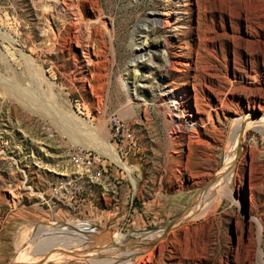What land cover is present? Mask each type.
Returning <instances> with one entry per match:
<instances>
[{
    "label": "rangeland",
    "instance_id": "obj_1",
    "mask_svg": "<svg viewBox=\"0 0 264 264\" xmlns=\"http://www.w3.org/2000/svg\"><path fill=\"white\" fill-rule=\"evenodd\" d=\"M153 12H170L171 22L148 34L159 51L141 60L130 45L141 44L140 20ZM126 87L138 96L129 100ZM165 91L189 102L184 118L196 131L180 136ZM255 100L264 111V0H0V233L25 224L22 244L0 264H103L93 260L97 246L122 234L126 252L157 243L150 264H264V132L252 131L255 144L243 140L225 173L234 124ZM70 113L95 131L106 124L136 190L101 155L105 172L84 189L79 211L51 198L74 148L97 153L81 132L64 130L59 120L70 127ZM112 115L133 130L130 144L111 137ZM204 186L200 212L188 219ZM49 228L57 233L45 235L69 248L34 261L29 248L51 241L35 234ZM77 255L86 259H62Z\"/></svg>",
    "mask_w": 264,
    "mask_h": 264
},
{
    "label": "bare ground",
    "instance_id": "obj_2",
    "mask_svg": "<svg viewBox=\"0 0 264 264\" xmlns=\"http://www.w3.org/2000/svg\"><path fill=\"white\" fill-rule=\"evenodd\" d=\"M169 15H170V12L165 13V15L163 14L162 17H160V16H157V14L155 12H153V13L149 14L146 18H143V19L140 20V26H139L140 29H139L138 32H140V35H141V38H140L141 44H133V43H131L130 46L131 47L133 46V47L137 48V51H138V53L140 55L139 58L141 60H143L145 58V56L146 57H150V55L153 52H158L159 51L156 47L148 45V34L151 33V32L158 31L159 28H164L166 26H170V22L171 21L169 19ZM13 46H14V44H13ZM17 49L21 53L23 58H25L27 60L31 59L30 56H26L23 53L21 48H17ZM8 52H11V51L8 50ZM15 53H16V51H15ZM164 58H165L166 62L171 66L172 62L168 58V55L164 54ZM3 61L6 64L7 68L10 67L9 66V62H8V58L6 56L3 57ZM132 63H134V65L137 64L136 61H133ZM33 66H35V65H33ZM126 90H127V95H128L129 100L134 99L133 98V93L136 94V96H138V93H137L136 89H134V92H132V91H130L129 87H126ZM165 94H166V97H167L166 100H167L168 105L172 107L170 109L172 111H170V112L176 113L177 116H178V119L175 120V121H177V123L182 124L181 125V130H183V132L180 130L181 133H182V134H180V136L181 137H183L184 135L188 136L190 133H192L191 131H194L195 128L198 126L197 122L195 123V122H193V120H188V119L184 118L185 112H188L189 109H190L189 102L187 100L183 99V97L179 96L178 93H171V92L165 91ZM225 103H224V105H226ZM67 115H69V114H67ZM64 119H65V117H64ZM172 120H173V123L176 124V122L174 121L173 118H172ZM59 121L64 124V127H65L64 130L67 129V131H68V129H69L72 132L73 131L74 132H76V131L81 132L83 137L86 136V138H87L88 147L91 146L93 149H95V151L99 155H102V156H105L106 158H108L115 165L121 167L128 174V176L131 177L133 170L129 166V164L121 157V155L118 152L117 147L115 145L111 144V142L109 140V133H108V130H107L106 126H105L106 124L102 125V129L101 130L99 129L100 131L99 130L95 131V129L93 127L89 126L84 121H81L80 118L71 115V113H70V116H68V121H70L69 123H71L70 127H67V125H65L64 121L62 120V118ZM68 121H66V122L68 123ZM210 126L211 125H209L207 127V129ZM61 127H63V126H61ZM209 130H210V128H209ZM185 131H187L188 133L187 134H183ZM252 131L264 132V111L262 110L260 100H255L252 104L249 103L248 106L245 109V112L242 113L239 116V118L237 119V121L234 124L233 132L231 133V137H230V140H229V143H228V148H227V150H228V166H227V168L225 170V173L227 175L231 176L230 174L233 171L232 170L233 164L237 161L238 157L242 153V149H243L242 142H243V140L247 139V142L250 143V144H255L256 143L255 138L253 136H251L252 135ZM191 136H193V134ZM55 173L59 174V172H55ZM221 177H223V175H221ZM213 180H214V178L212 179L211 182H209V184L212 183ZM132 181L135 184V181L133 180V178H132ZM205 187L206 186L200 188L197 191V194L193 198V200L191 201L188 209H186V211L184 212L183 215H185L190 209L193 208L192 210H190V212L187 215L188 219H193L194 215L199 214L200 206L203 204V202H204V200L206 198V195H207L206 193H203ZM11 194H12V196L14 195L12 192H11ZM196 217H194V218H196ZM175 222L173 223V225L175 224ZM173 225L171 227H173ZM55 229L59 230L57 228H55ZM60 232H62V231H60ZM47 233L54 235L57 232L55 230H53V228H49V229H47V231L44 234L40 235L39 232H37L35 234V238H44L46 236L45 234H47ZM62 234H65V235L69 236V232H62ZM49 237L50 236H46L45 238L47 239ZM103 237H105V236H102L101 238H103ZM52 238H54V239H52ZM52 238L48 239V240H51V241H50L49 244L46 245V248L34 249L35 251H30L33 248H29V251H28L29 253H27V254H29L31 256V255L36 253V259H34V261H41V260H45L43 258H46V257H55V256L58 257V256H60L62 254L63 250L69 248L68 246L70 244H67V242L66 243L61 242L60 237H52ZM95 238H94V240H95ZM101 238H99L98 241H102ZM46 239H42L43 240L42 242L47 241ZM67 240H69V239H67ZM77 240L79 241V243L81 245H83L84 247L85 246L87 247V245H85L82 242L81 238H80V240L79 239H77ZM109 240L111 242H109L107 244H102V245L98 244L99 246H97V247H98V250H101V254H96L95 255V258L93 259V260H95V262L96 261L100 262V263L104 262L103 264H115V263L123 262L122 264H130V262L133 261V260H141V262H142L147 257L145 263L144 262H142V263L150 264L151 263L150 261L152 259L151 258V254H152V252H155V250L158 247L157 243H155L152 246H150L147 250H145V249L140 250V249H137L135 247L128 246V248H130L132 250H130L129 252H126L127 248L125 246L127 245V243L131 242L130 240L127 241L128 240L127 236H124L123 234L122 235H117L115 238L109 239ZM36 241H41V240H36ZM160 244H163V242L160 243ZM164 245H165V243H164ZM108 249H110V250L112 249L113 252H106ZM119 251H122V253L121 254L119 253L118 258L116 260L112 261L111 259L115 255H118L117 253ZM170 252H172V251H170ZM112 255H114V256H112ZM239 255H241V257H242V252ZM33 256H35V255H33ZM259 257L262 259L263 258V253H261ZM25 258L26 257L17 258L16 264H18V262H20L21 260H25L26 261ZM73 258H75V260H77V261H80L82 259H86L85 256L83 257V255H77V256H72V257H64L62 259L68 260V259H73ZM106 260H109V261H106ZM127 261H129V262H127ZM249 261H250V259H249ZM29 263H31V262H29Z\"/></svg>",
    "mask_w": 264,
    "mask_h": 264
},
{
    "label": "built area",
    "instance_id": "obj_3",
    "mask_svg": "<svg viewBox=\"0 0 264 264\" xmlns=\"http://www.w3.org/2000/svg\"><path fill=\"white\" fill-rule=\"evenodd\" d=\"M111 137L124 145L134 140V132L128 123L112 115L108 119ZM104 158L84 148H74L69 153L68 169L59 174L50 183V195L63 209L77 212L80 209L84 189L99 185L105 172Z\"/></svg>",
    "mask_w": 264,
    "mask_h": 264
},
{
    "label": "crops",
    "instance_id": "obj_4",
    "mask_svg": "<svg viewBox=\"0 0 264 264\" xmlns=\"http://www.w3.org/2000/svg\"><path fill=\"white\" fill-rule=\"evenodd\" d=\"M129 180L133 185V189H137V185L132 182V175L131 177L127 175ZM24 216V215H23ZM28 220V217H12L11 220ZM20 227L18 229H13L7 233H0V261H4L10 258V255L20 247L22 244V232L25 231V224L20 223ZM1 232V231H0Z\"/></svg>",
    "mask_w": 264,
    "mask_h": 264
}]
</instances>
